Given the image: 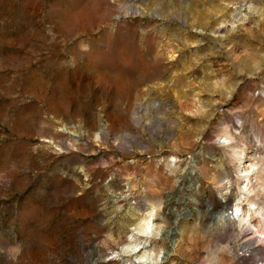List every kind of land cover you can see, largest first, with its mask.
<instances>
[{
    "label": "rangeland",
    "instance_id": "rangeland-1",
    "mask_svg": "<svg viewBox=\"0 0 264 264\" xmlns=\"http://www.w3.org/2000/svg\"><path fill=\"white\" fill-rule=\"evenodd\" d=\"M261 230L264 0H0V264H264Z\"/></svg>",
    "mask_w": 264,
    "mask_h": 264
},
{
    "label": "bare ground",
    "instance_id": "bare-ground-1",
    "mask_svg": "<svg viewBox=\"0 0 264 264\" xmlns=\"http://www.w3.org/2000/svg\"><path fill=\"white\" fill-rule=\"evenodd\" d=\"M258 214H259V211H254V212L252 213V216H256V215H258ZM226 222H228V220H226ZM259 235L264 236V230H261V231L259 232ZM262 242L264 243V240H263Z\"/></svg>",
    "mask_w": 264,
    "mask_h": 264
}]
</instances>
